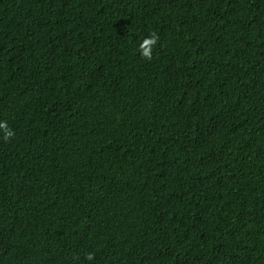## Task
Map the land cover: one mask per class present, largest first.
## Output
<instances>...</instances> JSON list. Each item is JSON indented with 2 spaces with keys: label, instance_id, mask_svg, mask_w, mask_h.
<instances>
[{
  "label": "trees",
  "instance_id": "1",
  "mask_svg": "<svg viewBox=\"0 0 264 264\" xmlns=\"http://www.w3.org/2000/svg\"><path fill=\"white\" fill-rule=\"evenodd\" d=\"M0 123V264H264V0H0Z\"/></svg>",
  "mask_w": 264,
  "mask_h": 264
},
{
  "label": "clouds",
  "instance_id": "2",
  "mask_svg": "<svg viewBox=\"0 0 264 264\" xmlns=\"http://www.w3.org/2000/svg\"><path fill=\"white\" fill-rule=\"evenodd\" d=\"M156 44V37L155 36H151L149 38H146L145 40H143V42L140 44V51H141V55L151 59V51H152V46H154ZM6 125L4 123H0V128H5ZM8 136H11L12 133L11 131L7 132ZM89 259H91V256H89Z\"/></svg>",
  "mask_w": 264,
  "mask_h": 264
}]
</instances>
